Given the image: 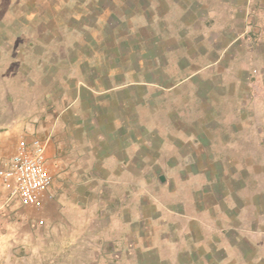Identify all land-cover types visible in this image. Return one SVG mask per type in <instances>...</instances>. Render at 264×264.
I'll use <instances>...</instances> for the list:
<instances>
[{"label":"rangeland","instance_id":"obj_1","mask_svg":"<svg viewBox=\"0 0 264 264\" xmlns=\"http://www.w3.org/2000/svg\"><path fill=\"white\" fill-rule=\"evenodd\" d=\"M27 141L68 176L0 183V264H264V0H0V166Z\"/></svg>","mask_w":264,"mask_h":264},{"label":"built area","instance_id":"obj_2","mask_svg":"<svg viewBox=\"0 0 264 264\" xmlns=\"http://www.w3.org/2000/svg\"><path fill=\"white\" fill-rule=\"evenodd\" d=\"M45 162L44 144L36 142L29 147L21 142L15 154L0 166V183L9 197L23 206L40 207L45 192L54 181Z\"/></svg>","mask_w":264,"mask_h":264},{"label":"crops","instance_id":"obj_3","mask_svg":"<svg viewBox=\"0 0 264 264\" xmlns=\"http://www.w3.org/2000/svg\"><path fill=\"white\" fill-rule=\"evenodd\" d=\"M67 109H65V111H67V113H65V115H64L66 117V123L68 122V119H67L68 110ZM63 127H65V131L68 132V124L64 125ZM55 140H58V139H55ZM65 141L67 142L68 140H65ZM25 143L29 147L31 146V144H30L31 141L29 143H28V141L25 142ZM61 144H63V142H61L60 145ZM61 146H63V145H61ZM60 148H62V147H60ZM46 159L47 160L45 162V166L51 172V175L52 174H55V175L58 174L59 177L62 176V175L66 176V177L68 176V171H65V166L61 165V164H64V162L62 161V158H59V152H58V149H56V146H55V148H53V150L49 151V155H48V157Z\"/></svg>","mask_w":264,"mask_h":264}]
</instances>
